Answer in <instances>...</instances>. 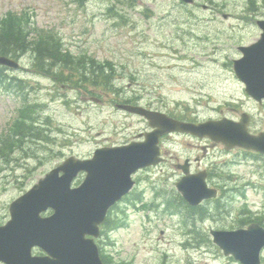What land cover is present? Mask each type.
Here are the masks:
<instances>
[{
    "label": "rangeland",
    "instance_id": "1",
    "mask_svg": "<svg viewBox=\"0 0 264 264\" xmlns=\"http://www.w3.org/2000/svg\"><path fill=\"white\" fill-rule=\"evenodd\" d=\"M81 1L0 0V17L15 14L30 22V28L53 32L70 55L111 62L118 77L136 78L139 87L128 93L121 88L127 81L115 80L122 99L140 94L142 103L154 110L183 112L199 120H238L247 113L252 133L264 129V105L244 94L232 71V61L241 56L239 47L260 38L254 20L264 19V0H194L192 6L180 0H87L84 5ZM17 62L20 69L6 74L23 80L27 90L16 93L0 88V139L12 134L20 110L29 105L33 122L44 133L46 128L49 131L47 141L16 137L25 140L22 146L7 151L8 160L0 157L1 218H8L11 201L65 158L90 157L96 148L122 143L145 127L139 118L116 110L111 91L88 87L102 102L87 103L81 91L34 73L30 56ZM26 124L30 126L31 120ZM176 144L200 157V167L219 175L214 183L221 181L224 195L237 199L232 218L250 213L264 224V157L240 150L225 153L212 145L196 151L193 140L177 139ZM134 179L139 193L146 191L143 206L133 211L131 200L124 207L126 225L103 237L100 247L113 258L111 264H239L225 257L209 234V229L229 230L234 221L224 214L217 223L185 218L183 227L181 215L167 208L168 178L153 180L150 172H139ZM121 209L116 208L112 216L118 217Z\"/></svg>",
    "mask_w": 264,
    "mask_h": 264
},
{
    "label": "water",
    "instance_id": "2",
    "mask_svg": "<svg viewBox=\"0 0 264 264\" xmlns=\"http://www.w3.org/2000/svg\"><path fill=\"white\" fill-rule=\"evenodd\" d=\"M192 4L193 0H180ZM260 38L247 47H240L242 57L233 61L236 78L245 85V93L261 103L264 99V20L258 21ZM0 66L18 69L16 61L0 56ZM97 102V100H94ZM126 112L143 117L151 132L143 142L124 146L103 147L90 159L67 158L48 172L9 206L10 220L0 227V261L6 264H102L94 239L99 236L108 209L133 186L131 175L137 170L157 165L161 136L187 133L221 143L225 149L235 147L264 155V132H248L250 118L240 121L222 118L199 124L174 120L164 113L140 106L118 105ZM84 172L82 183L71 188L78 173ZM177 188L184 200L197 205L215 197L208 188L205 174L185 176ZM51 210L52 214H41ZM214 243L225 256L231 255L241 264H260L264 248V228L252 224L236 231H212ZM40 248L45 257H32L31 250Z\"/></svg>",
    "mask_w": 264,
    "mask_h": 264
},
{
    "label": "trees",
    "instance_id": "3",
    "mask_svg": "<svg viewBox=\"0 0 264 264\" xmlns=\"http://www.w3.org/2000/svg\"><path fill=\"white\" fill-rule=\"evenodd\" d=\"M85 1L87 0L81 1L80 4L84 5ZM30 25H32L30 22L15 14L0 17L1 56L15 60L30 56V67L39 76L51 78L55 83L85 92L89 91L88 86L95 89L103 88L119 97V89L115 87V78L119 72L111 62L101 63L88 55L72 56L53 32L33 29ZM0 88L24 93L27 85L23 80L8 76L6 69L0 67ZM29 106L20 110V117L13 126L12 134L0 139V157L3 159L8 160L10 153L7 151L21 147L24 139L39 138L46 141L48 139L49 130L46 128L44 133L39 129V124L33 122L32 112L28 111ZM26 120H31L30 126L26 124ZM19 136L24 139L17 140L16 137Z\"/></svg>",
    "mask_w": 264,
    "mask_h": 264
},
{
    "label": "flooded vegetation",
    "instance_id": "4",
    "mask_svg": "<svg viewBox=\"0 0 264 264\" xmlns=\"http://www.w3.org/2000/svg\"><path fill=\"white\" fill-rule=\"evenodd\" d=\"M257 2V0H254ZM260 3V2H259ZM258 6L260 4H257ZM256 12V11H255ZM254 12V14H256ZM259 20H264L263 18L261 19H256L254 20V24L256 25V22ZM134 84L130 81V83L127 85L126 89H129L131 87V85ZM81 99L85 102L87 101V103L92 102L90 100V96L87 95V92L82 91V96ZM116 100L115 97L112 98V101ZM90 101V102H89ZM102 102V100H100L97 104H100ZM133 102V101H131ZM116 104V103H114ZM136 105H143V103H141L140 101H136L135 103ZM264 105V104H262ZM261 105V106H262ZM144 106H148V105H144ZM142 123L145 124V127L141 128L139 131L135 132L134 134H132V136L130 137V139L128 140H124L122 143L119 144H114V145H110V146H118V145H124L127 144L131 141H141L143 140V135L149 131L147 124L144 120L140 119ZM201 120H197V122H199ZM196 122V123H197ZM177 139H186V140H193L194 142H196L197 144L194 145V149H196L197 151V147H201L203 150H206V146L207 145H212V146H219V148H221L223 150V152H226L223 147L220 144H216L211 142L208 139H199L196 137H192L189 135H182V134H175L172 133L170 135H166L160 138L159 141V147L161 149V157L163 159V162L158 164L155 167H149L146 168L144 170H141L140 172H150L152 174V178L154 180L155 177H160V178H168V182L172 183V185H170L169 183H165V187H167L166 189L169 191L165 192L168 194V196H166V202H170V206L168 205L167 208L172 211L175 215L180 216L181 215V219H180V223L183 225V227L185 226V223H183L182 220H186L185 218H187V213H193L192 218H195L196 222H203V221H208V222H216L218 221V217L223 216L224 214V218L225 219H229L235 222V226H232L231 228H229V230H235V229H240V228H246L248 225L254 223V220L251 219L252 216L250 215V213H246L242 218H238V216L232 218L231 217V212L232 209H234V203L237 200H233L230 199V197H226V195H224L225 191H224V187L219 186V183L221 181H218L217 184L214 183L213 179L216 178L218 179L219 175L215 172V170H212L211 168L208 167H200L201 164V159L200 157H193L190 154V151H187L188 149H183V148H179L177 147ZM203 143V144H201ZM188 145H190L187 142ZM109 146V147H110ZM106 147V146H105ZM235 150H240L242 152H245L241 149H235ZM93 153V152H92ZM92 156V154H91ZM90 156V157H91ZM90 157H85V158H90ZM170 172V173H169ZM200 172H205V177H206V183L207 186L213 190L217 191V196L216 197H212V198H208L205 199L204 201H202L200 204L196 205V206H191L189 204H187L183 197L180 195H176L174 192L175 191V185L176 183L184 176V174H197ZM137 175V174H136ZM135 175V176H136ZM135 176L133 178H135ZM82 177V175H79L78 180ZM135 181V179H134ZM158 184H155L153 186V190L157 191L159 189ZM139 189L136 181H135V185L133 187V189L131 190V192L124 198H122V200L118 203H116L114 206L111 207V209L109 210V213L107 215V219L105 222V225L103 226L104 228H108L109 232H113L117 227L119 226H123L124 223L121 222L120 218L123 219V221L126 223V218H127V212L126 209H124L125 206H129V202L132 200V202H137L139 200H142V198L145 196L146 191H143L142 189H140V193L137 190ZM161 190L164 192V188H161ZM143 191V192H141ZM160 194H162L160 192ZM158 195V193H157ZM128 198H130L128 200ZM245 202V201H244ZM132 205V209L133 211H138L142 208L143 203L140 202V206L138 205ZM119 206L122 207V209L117 213L118 217H114L112 216L114 211L116 210V208H118ZM175 210L179 211V213H177ZM241 212H244V208ZM241 215V214H239ZM247 216V218H245V216ZM8 218L7 216L1 218L0 217V226L5 224L7 222ZM195 222V223H196ZM125 226V225H124ZM227 227H222L220 229H226ZM235 228V229H234ZM102 229V230H103ZM217 229V230H220ZM212 229H209V231ZM191 230H189L190 232ZM103 241V237H100L99 239L96 240V243L99 245H101V242ZM99 248H101L99 246ZM32 255L35 257H43L45 256V254L41 253L39 250L35 249L32 251ZM0 264H6L2 261H0Z\"/></svg>",
    "mask_w": 264,
    "mask_h": 264
}]
</instances>
